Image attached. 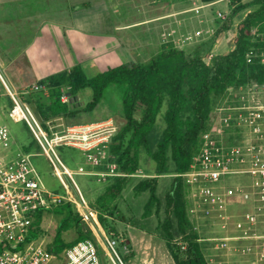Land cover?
<instances>
[{"label":"built area","instance_id":"1","mask_svg":"<svg viewBox=\"0 0 264 264\" xmlns=\"http://www.w3.org/2000/svg\"><path fill=\"white\" fill-rule=\"evenodd\" d=\"M251 86L261 87L255 83ZM249 88L248 85L240 87L238 91L244 93L237 95L238 91L229 89L214 110L211 128L201 136L190 168L181 174L188 188L191 231L196 234L197 243L207 242L213 250L211 257L205 259L207 264L235 259L264 264V104L246 96L245 90ZM69 90L67 86L60 90L63 103L70 101ZM34 92L50 96L48 86L41 83L29 86L22 94ZM19 94L9 92L13 103L9 118L14 123L27 125L64 192L45 188L33 161L35 154L24 148L15 149L16 140L9 125L0 123V264H105L101 251L107 264H127L117 250L118 240L105 233L99 210L87 202L73 171L57 151L59 147L72 145L74 136L70 131L106 125L107 136L103 139L94 143L86 133L82 136L84 144L77 146L96 168L86 174L96 177L98 182L130 176L120 173L111 161L110 144L116 127L106 121L69 127L67 134H59L53 121L43 124ZM65 204L73 206L94 236L54 253L42 238L38 216L41 214L43 220L45 212ZM201 228L210 229V236H202ZM178 245L182 251L188 249L186 242Z\"/></svg>","mask_w":264,"mask_h":264},{"label":"trees","instance_id":"2","mask_svg":"<svg viewBox=\"0 0 264 264\" xmlns=\"http://www.w3.org/2000/svg\"><path fill=\"white\" fill-rule=\"evenodd\" d=\"M218 1L220 0H201L204 4ZM230 2L233 6L231 16L220 25L216 35L229 31L239 13L250 7L254 9L237 25L235 48L228 54L215 56L211 64H207L199 53L188 54L173 43L163 44L158 53L146 63H125L93 77H89L81 65L51 75L40 82L48 86L50 96L34 92L29 95L30 100H27L30 105H35L45 124L54 118L70 119L83 111H94L111 85L119 87L126 122L113 136L110 153L114 157L111 161L116 163L118 171L130 176L115 177L113 184L107 186L98 201L113 200L121 195L129 178L140 170L143 153L153 161L155 174L151 178L140 180L134 191L137 195L149 193L147 212L154 207L159 211L160 177L175 174L166 195L168 216L164 222L167 245L175 264H207L201 246L196 241V234L190 230L188 232L191 228L187 212L188 188L181 174L190 168L192 159L199 150L201 136L211 128L214 110L226 98L229 89L238 91L240 87L252 83L264 87V0ZM254 29L257 32L252 35ZM65 86L70 88L68 103L61 101L60 90ZM85 90H90L92 97L86 107L80 109L75 106L76 98L79 99L81 92ZM160 117L164 124L162 131H159L158 124ZM33 148L31 143L24 150L32 152ZM56 212L63 219L49 246L51 252L61 253L78 241L93 238L91 233L80 230L77 239L65 242L63 230H68L81 219L71 204L57 208ZM171 214L177 220L179 232L183 235L182 242L188 244L186 251L173 245ZM99 217L105 225L101 213ZM41 219L40 214L37 221L39 225ZM76 226L80 228L79 223ZM108 229L110 233L112 230L116 232L115 228Z\"/></svg>","mask_w":264,"mask_h":264},{"label":"rangeland","instance_id":"3","mask_svg":"<svg viewBox=\"0 0 264 264\" xmlns=\"http://www.w3.org/2000/svg\"><path fill=\"white\" fill-rule=\"evenodd\" d=\"M250 1L251 0H242L243 3H248ZM196 3L197 5L202 4L200 0H196ZM253 9L254 7H250L249 9L239 13L233 22L235 27L236 24H239V21ZM208 10V13L202 14L199 8L195 9L194 14L196 15V22L193 24L185 18L181 22H174L175 20L169 21L168 31L164 34L163 32H160L159 21L153 23L157 26H154L153 29L148 31V33L145 31L146 35H144V33L139 35L142 39V43H140L141 47L136 49V53L130 57L132 60L130 62L146 63L158 53L161 45L173 43L178 48L185 50L188 54H201L204 61L207 64H211L215 56L223 54L226 50H228L227 48L222 52L215 51L213 49V43H215V34L220 25L230 18L233 6H231L230 0H225L214 7H210ZM205 15H207V17ZM143 17V13L140 14L136 11L132 15H128V19L125 21L129 23V21H134ZM256 32L257 30L254 29L251 34L255 35ZM228 33L230 36V42L232 43L235 32L230 30ZM90 55L93 56L94 54H89V56ZM123 55L124 54L122 52L119 56H117V58H112V63H110L109 60L100 61V59L94 60L90 58L86 64L83 65L84 70L89 77H93L98 73L104 72L110 67H113V65L119 66L120 64L129 63L125 62L126 60ZM121 59H124L123 62L120 61ZM262 60L264 62V52L262 53ZM252 84H248L251 88L245 90V92H247L246 96L248 95L255 102L264 104V87H253L251 86ZM0 91H3L1 83ZM241 93H244V91H238L235 95ZM29 95L30 94H19V97L24 103L29 105L36 117L44 123L36 111L35 105H30L27 102V100H30ZM91 97L92 92L90 90L81 92L75 106L80 109L85 108L91 100ZM8 108H12V101H9ZM0 121V123L5 122L9 125L14 137H16L21 144L30 145L33 143L34 148L32 153L35 154L33 161L39 174L41 175L45 188L51 191H59L63 193L64 189L60 181L55 176L53 168L47 158L42 154V150L37 145L27 125L24 122L14 123L9 117L6 119L4 116L0 119ZM49 121H53L54 126H56V131L59 132V134H67L69 127H75V125H85L86 122L99 121L89 123L96 125L110 121V126L116 127V134L126 122L123 114L122 93L118 86L111 85L106 91L104 98L94 111H83L75 118L65 119L59 117ZM158 124L159 131H162L164 124L161 121V117ZM107 128L108 126L106 125L94 126L90 130H84L83 128L78 127V129L70 131L74 136L70 141L72 145H69L68 147H59L57 149L58 154L66 166L73 171L74 179L79 185L87 202L96 207L99 210V214H102L105 220V225L102 223L101 225L106 231V234L116 237V240L119 242L117 250L120 256L127 261V264H175L167 245V232L164 229V222L168 216L166 210V195L170 190L175 174L160 177L158 187V196L160 199L159 211H157L156 207H154L150 210V212H147L146 206L150 198L149 193L137 195L134 191L135 186L140 180L151 178L155 174L153 161L151 159L149 160L145 153H143L141 157L140 170L134 175V177L129 178L127 187L123 190L121 195L113 200L106 199V201H98V199L105 193L107 186L113 184L114 178H110L105 182H98L96 177L87 175L86 172H90L92 170V166L87 161L81 148L77 146L84 144L82 136L86 133H89L90 135L89 141L94 143L99 139H103L104 136H107ZM112 158L114 157L112 156ZM92 171H94V169ZM64 178L70 186L73 194L78 197L69 179L65 176ZM57 208L53 211H47L44 213V219L41 225L42 238L50 245L53 243L59 230L61 220L63 219V216L56 212ZM171 216L173 227L170 232L173 234V245L177 247L179 246L178 243L182 242L181 238L183 235L179 232L177 220L172 214ZM78 223L80 228L76 226ZM78 223L75 222L68 230H63L62 236L65 242H72L77 239L80 230L85 233L89 232L90 229L87 224H84L81 221ZM108 228H115L116 232L112 230L110 233ZM189 230L191 231V228L188 229V232ZM200 231L202 236H210V229L201 228ZM89 233H91V231ZM98 235L100 241L103 242V236L101 233ZM199 244L204 254V258H210L213 253L211 245L207 242H201ZM175 250H178V248H175ZM101 258L105 264H107V259L102 251ZM221 264H251V261L235 259L233 262L222 261Z\"/></svg>","mask_w":264,"mask_h":264},{"label":"crops","instance_id":"4","mask_svg":"<svg viewBox=\"0 0 264 264\" xmlns=\"http://www.w3.org/2000/svg\"><path fill=\"white\" fill-rule=\"evenodd\" d=\"M224 1L204 4L200 0L197 5L196 0H0V119L9 117V92L22 94L51 75L83 67L90 58L112 63L123 52L125 62H130L141 47L139 35L157 26L153 23L159 21L164 34L169 21L185 18L193 24L195 9L206 14ZM136 11L144 17L125 21ZM237 25L230 29L235 32L232 43L230 30L215 34V51L228 48L223 53L228 54L235 48ZM95 122L99 121L85 125ZM15 140V149L29 145Z\"/></svg>","mask_w":264,"mask_h":264},{"label":"water","instance_id":"5","mask_svg":"<svg viewBox=\"0 0 264 264\" xmlns=\"http://www.w3.org/2000/svg\"><path fill=\"white\" fill-rule=\"evenodd\" d=\"M69 97H71V94H69ZM78 100V98H76Z\"/></svg>","mask_w":264,"mask_h":264}]
</instances>
